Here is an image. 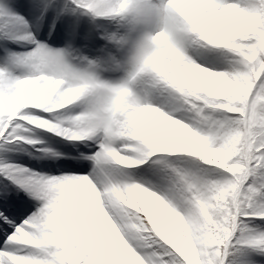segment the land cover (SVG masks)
<instances>
[{
    "label": "snow or ice",
    "instance_id": "snow-or-ice-1",
    "mask_svg": "<svg viewBox=\"0 0 264 264\" xmlns=\"http://www.w3.org/2000/svg\"><path fill=\"white\" fill-rule=\"evenodd\" d=\"M21 11L31 14L32 22ZM85 16L90 24L82 30ZM0 17L22 26L18 32L3 30L0 39L31 45L19 52L5 47L0 148L22 141L34 145L28 131L38 126L37 118L50 122L40 128L86 148L92 146L88 138L97 148L80 153V159L94 162L88 171L69 167L40 173L0 162L5 178L0 181V264H264L251 258L264 257V0H9L0 3ZM114 20L119 21L115 32ZM129 39L138 55L126 62L122 45ZM166 47L191 48L201 63L221 66L216 71L223 93L193 99L147 70L149 55ZM83 49L93 55H84ZM74 58L82 66L74 65ZM104 67L123 68L125 74L107 81L99 75ZM16 68L22 69L18 75ZM47 76L67 81L64 87L87 86L74 104L80 106L78 113L55 108L60 93H49L53 99L43 108L21 101L24 81L40 87ZM162 92L196 114L190 126L194 134L220 153L219 161L207 162L217 166L215 176L177 169L168 158L153 155L183 152L169 150L158 130L137 115ZM43 151L62 155L51 148ZM114 153L129 162L120 163ZM111 161L141 165L138 171L148 179L138 182L129 173L106 169ZM153 182L162 195L144 186ZM112 191L137 192L144 210L129 209L127 223L142 221L146 232L137 230L130 237L104 222L97 205ZM177 213L188 218L194 237L190 249L176 228Z\"/></svg>",
    "mask_w": 264,
    "mask_h": 264
},
{
    "label": "clouds",
    "instance_id": "clouds-1",
    "mask_svg": "<svg viewBox=\"0 0 264 264\" xmlns=\"http://www.w3.org/2000/svg\"><path fill=\"white\" fill-rule=\"evenodd\" d=\"M177 2L181 3L183 0H177ZM99 14L103 15V13ZM118 24L119 21L114 20L111 22L113 32L117 30ZM194 30L199 32V29L195 27ZM120 31L123 33V29H120ZM201 39L208 41V37L205 36H201ZM122 49L123 59L126 62L133 60L138 55L136 45L131 39L122 45ZM73 61L79 62L77 58H74ZM146 67L147 70L161 76L169 84L182 88L184 94L193 99H199L201 93L222 94L225 89L220 74L213 68L204 66L195 58L191 48L182 51L174 47H166L159 52L150 54ZM118 71L124 76L123 68ZM66 83L67 81L63 79H54L52 76H47L44 85L34 87V81L26 80L24 81V92L20 99L22 102L43 108L46 104L51 103L53 99L49 93H60L55 108H70L69 106L74 105L80 99L87 86L76 84L71 87H64ZM61 89H63L62 92ZM137 115L146 124L158 130L161 138L170 145L169 150L197 153L210 164L220 160L218 150L208 147L194 134L188 124L180 119L173 118L162 106H156L154 102L145 103L138 110ZM36 122L40 127H47L50 123L43 118H37ZM81 128H86V122L82 124ZM114 155L120 163L129 162V158L120 157L117 153H114ZM129 209L135 212L144 210V204L135 191L107 192L103 194L97 205L101 218L114 231L118 233L127 231L130 237L134 236L137 230L146 232L147 227H140L142 221L128 225ZM176 228L183 236V245L190 249L194 244V237L185 214H176ZM128 247L131 251L130 244Z\"/></svg>",
    "mask_w": 264,
    "mask_h": 264
},
{
    "label": "rangeland",
    "instance_id": "rangeland-1",
    "mask_svg": "<svg viewBox=\"0 0 264 264\" xmlns=\"http://www.w3.org/2000/svg\"><path fill=\"white\" fill-rule=\"evenodd\" d=\"M13 1L14 0H10L11 3ZM7 2H9V0H0V3H7ZM57 23L58 25L60 24L59 21ZM82 27H84L83 24H82ZM73 62L76 64V66H82L80 65L79 62H76V61H73ZM115 73H119V71L112 69L110 67H104L99 70L100 77L107 81H111ZM70 108H74L77 113L80 110V106L78 104L72 105L70 106ZM195 115H196L195 113L191 114L192 124L190 126H194ZM28 135H30L31 137H35L33 138L35 142H38V143L43 142V144L47 143V146H45V148H51L53 150H63V148L59 145V143H63L64 147L65 145H71L72 146L71 148L74 149L78 157H80L81 152H86L81 147L83 146L82 144L83 142L70 140L67 136H63L57 132L52 131L51 129L40 128L39 126L32 125L31 130L28 131ZM87 141L89 144H92V146L89 147L91 149L88 150V153L96 152L97 150L96 145L91 140H87ZM15 154L23 157L25 162L22 164L27 165L29 166V168H32V169H36L37 165H43L45 167H50V165L52 164L51 163L52 160L50 159L51 156L46 155L44 151L43 152L40 151L38 144L36 143L34 145H29L27 141H22L19 143L12 142L11 144L6 145L5 148H0V159H10L11 155H15ZM64 154H68V151L64 150ZM153 155L158 156V157L168 158L171 161L172 167H175L177 169H184L189 172H203L205 175H208V176L216 175V173L212 171L213 167L214 169H216L214 165H210L206 161H202L199 157L193 155L192 153L169 152V153H154ZM42 157L45 158L46 162L40 161ZM49 161L51 162L49 163ZM189 163L192 164L190 167L188 166ZM80 164L89 165L91 167L92 162L90 160L80 159ZM105 166L107 168H109L110 166L111 167L110 170L114 171L115 173H117L119 170H125V171L127 170V173L131 174L133 176V179L137 180L138 182H140L141 179H144V180L148 179V177L145 174L138 171V169L142 167L141 165L124 166V165L118 164L117 162L116 164L112 165L109 162ZM169 170H171V168ZM144 186L146 185L144 184Z\"/></svg>",
    "mask_w": 264,
    "mask_h": 264
},
{
    "label": "bare ground",
    "instance_id": "bare-ground-1",
    "mask_svg": "<svg viewBox=\"0 0 264 264\" xmlns=\"http://www.w3.org/2000/svg\"><path fill=\"white\" fill-rule=\"evenodd\" d=\"M12 3L13 4L18 3V0H14ZM17 10L20 11L19 9H17ZM21 15H25L26 18L30 22H32V16H31V14L25 13V12L21 11ZM82 19H83V23L82 24L84 25V27H82V30H83V29H85V28H87L89 26V24H90V18L87 17V16H85ZM97 22L98 23H101V24H108L110 21L108 20V18H97ZM47 24H48V21H45V25H47ZM21 28H22V26L20 24H18V23H11V22L6 23L5 19L2 18V17H0V32H2L5 29H7L9 31H12V32H18V31L21 30ZM33 30L34 31L36 30L35 29V26H34ZM39 31H40V33L42 35H44L46 37L47 34H46V31H45V28L44 27H40ZM55 35H56V33L54 32L53 33V36H55ZM49 42H51V41H49ZM101 42H103V41H99V43H101ZM79 43L82 44L83 42L80 41ZM56 46L57 47H60V46H62V44L61 43H57ZM5 47H7L8 49H11V50H14V51L19 52V51H24L26 47H31V45H21V44H18V43H14L12 41L0 39V66H4L7 63L6 58H5ZM224 52H226V50H224ZM83 54L84 55H88L90 57L93 55L92 53L89 52L88 49H83ZM72 63L74 65H76L73 61H72ZM203 64L206 67L209 66V62H207V61L204 62ZM219 67H221V66H218L217 68H213V70H219ZM21 71H22V69L16 68V69H14V74H17L18 75ZM122 77H123V74L122 73H120V72L119 73H115V75H113V77L111 79V82L119 81ZM151 99L156 104V106H162L163 109L169 115L173 116V118L180 119L182 122L189 124V126L192 124V116H191V114H194V112L189 111L190 105L183 104L182 101H175V102L170 101V98H169L167 92H162V93L155 94V95L152 96ZM181 105H183V106H181ZM40 111H42V110H40ZM54 111H58V110H54ZM52 122L55 123L56 121L53 120ZM62 126L63 127H67L66 124H64ZM45 129H47V128H45ZM66 139H68V138H66ZM86 140H90V139H86ZM55 142H57V141H55ZM35 143L38 144L39 147H41L40 150H42L43 147L46 146V143L45 142H44L45 144H43V142H39V143L38 142H35ZM82 144H83V146H81V147H82V149L84 151L88 152V150L91 149L89 147L86 148L84 143H82ZM59 145L63 148V150H61V151L58 150V152L59 153H62V155H60V156H61L64 164L67 166V168L72 167L74 169L83 170V171H88V170H90L92 168V166L90 167V166L86 165V167H85L82 164H80V160L77 158L76 152L71 148L72 147L71 145H65V147H64L63 143H59ZM64 150L68 151V154H64ZM127 151H131V150L130 149H127L125 152H122L121 154H126ZM5 161L7 163H9V164H12V165H21V166H23L25 168H28V169H31V170H33L35 172H40V173L57 174L58 172H60L62 170V167H60V165H59L61 163H54V164L51 165L52 167L57 168L59 170L58 172L54 171L50 167L49 168L47 167L45 169H40V170H36V169L29 168V166L22 164V163L25 162L24 158L21 157V156H19V155H16V154L15 155H11L10 159H0V162H5ZM68 161H70L71 163L70 164L69 163H66ZM110 163L112 165L116 164L115 161H111ZM92 164H94V162H92ZM191 165L192 164H190V163L188 164L189 167ZM37 166H39V165H37ZM124 166H129V165H124ZM215 167H217V166H215ZM106 169H109L110 170L111 167L110 166H109V168L106 167ZM213 169H214V167H213ZM119 172H125V173H127V170L126 171L125 170H119L117 173H119ZM4 179L5 178L3 176H0V181H3ZM145 180H147V179H145ZM140 181H144V179H141ZM94 183H95V181H94ZM145 185L147 187H149L151 190L157 191V194H161V195L163 194L158 189V187L156 186L155 182H153L151 185L145 183ZM97 186L99 187V185H97ZM20 195L25 200L28 199V197L26 196V194L23 193L22 191H21ZM251 258L252 259H258V260L259 259H264V257H259V256H255V255H252Z\"/></svg>",
    "mask_w": 264,
    "mask_h": 264
}]
</instances>
